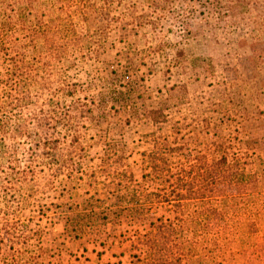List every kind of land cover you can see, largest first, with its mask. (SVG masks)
I'll use <instances>...</instances> for the list:
<instances>
[{"label":"rangeland","instance_id":"374dc122","mask_svg":"<svg viewBox=\"0 0 264 264\" xmlns=\"http://www.w3.org/2000/svg\"><path fill=\"white\" fill-rule=\"evenodd\" d=\"M0 36V92L29 100L0 117V264H134L146 225L99 226L89 203L124 194L120 174L140 184L156 149L167 172L144 193L209 195L213 179L223 214L193 221L213 208L198 201L178 222L152 214L195 245L180 264H264V0H0ZM27 133L55 141L42 162Z\"/></svg>","mask_w":264,"mask_h":264},{"label":"trees","instance_id":"16d2710c","mask_svg":"<svg viewBox=\"0 0 264 264\" xmlns=\"http://www.w3.org/2000/svg\"><path fill=\"white\" fill-rule=\"evenodd\" d=\"M7 55L8 51L5 48V45L1 42L0 36V58L2 57L3 60H5ZM8 60L13 66H16V64L21 65L19 68L27 64L23 59L22 53L17 54L15 57H8ZM28 102L29 100L27 97H19L15 90L8 92L5 90L3 91L2 89L0 92V117H2V115H5L4 117H6L9 113L27 104ZM52 113V120L57 121L58 114L56 112ZM47 117V112L45 110H38L37 113L32 114V120L28 122V124L34 125L36 123H41ZM55 121H52L53 124ZM4 126L5 124L3 121H0V144L5 142L4 140L7 138V130L4 129ZM15 131L16 129H12L11 133ZM22 137L24 138L25 146L23 148L27 150V157L30 159L31 163L42 162V159L49 155L50 151L54 149L55 141H48L47 139L43 140L37 135V133H35V137L32 133H27ZM33 148L39 151V153H35ZM160 153L161 150L156 149L153 154L154 162L149 166V171L141 175L140 184L136 183L130 175L120 174V180H118L114 185L116 186V191H124V194L120 193L119 195H116L115 193L114 197H103L101 199L95 197L89 203V206H91L95 215H97L99 220L102 222L99 226L118 224L119 219L137 222L139 225H146L148 231L145 233V236L147 238L145 240L143 238L136 245H134V250L138 253L137 257H135L136 259L134 264H180L181 260L186 257L185 255H187L190 250L195 248L193 243H171L170 239H168L169 233H175L176 229L173 228L172 222L165 221L161 217H152V214L158 209L163 208L165 211L174 212L175 220L178 222L184 216L182 212L186 201H198L201 206L211 205L213 208L205 212L194 211L191 214V216L193 215L191 217L193 221H201L202 216H204L205 219H207L209 215L223 216V214H220L214 206L217 203L218 196L215 194L217 187L213 179L206 183L211 186L209 189H206L208 194L211 192L209 195H205V193H203L200 189L198 190L197 187H194L195 189L192 187L186 188L184 194L169 195L166 193H160L159 191L144 193L145 189L143 185L146 183L147 178L150 179L149 177L152 176V174L155 178L167 172ZM226 154L228 153L226 152ZM2 157L9 158L10 154H1L0 158ZM233 158L234 157H232V160L234 162ZM211 167V172L215 175L219 170L218 162L212 163ZM225 169H229L228 165ZM200 170H202V167H196L194 165L189 166L187 170H180L179 173H177L179 175L177 182L179 184H183L180 179L182 176L191 175V173H198ZM230 173L231 175L233 174L232 176L234 177L230 181L231 184L235 185L241 183L238 178L236 179V175L237 173L243 175V169H233ZM22 175H24V172ZM26 181V178L19 180L20 183H26ZM201 188H207V185H202ZM250 190L249 194L254 195L258 193V191L255 190L254 181L251 184ZM66 221H63L64 224ZM178 230L177 225V231ZM69 234H72V229L69 231ZM72 236L75 237L77 235L72 234ZM255 238L258 241L260 237ZM191 244L193 247H191Z\"/></svg>","mask_w":264,"mask_h":264}]
</instances>
